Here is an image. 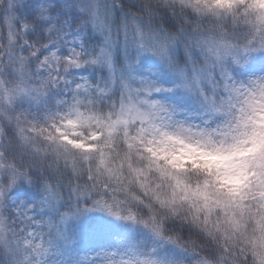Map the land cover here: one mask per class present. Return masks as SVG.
<instances>
[{
    "label": "snow or ice",
    "instance_id": "snow-or-ice-1",
    "mask_svg": "<svg viewBox=\"0 0 264 264\" xmlns=\"http://www.w3.org/2000/svg\"><path fill=\"white\" fill-rule=\"evenodd\" d=\"M0 264H264V0H0Z\"/></svg>",
    "mask_w": 264,
    "mask_h": 264
}]
</instances>
